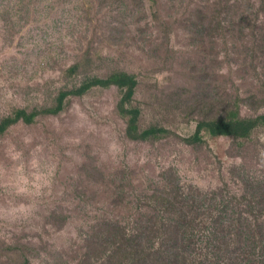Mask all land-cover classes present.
I'll use <instances>...</instances> for the list:
<instances>
[{
	"label": "rangeland",
	"instance_id": "374dc122",
	"mask_svg": "<svg viewBox=\"0 0 264 264\" xmlns=\"http://www.w3.org/2000/svg\"><path fill=\"white\" fill-rule=\"evenodd\" d=\"M76 1L40 0L35 4L45 16L40 23L31 15L22 18L25 10L14 9L11 20L8 11L0 12V120L18 108L50 107L57 92L124 69L139 81L134 105L142 110V128L163 127L171 134L155 146L138 145L146 157L157 160L159 171L149 177L153 187L161 186L171 198L176 193L198 195V189L215 193L223 185L236 192L239 183L260 182L264 150L257 146H264V133H256L246 143L205 133L206 144L200 149L184 141L201 121L217 120L226 110L237 108L242 117L264 113V95L251 96L264 85H243L238 80L229 84L231 77L235 79L236 54L243 40L238 31L226 25L189 29L187 18L205 0H177L170 15L173 27L167 54L153 51L162 44L155 34L152 42L138 40L123 48L118 39L95 34L87 25L91 34L84 40L91 44L89 50L86 44L85 55L83 43L74 38L75 25L80 24ZM209 1L203 7L206 23V15L224 8L216 0ZM7 5L12 4L0 0V9ZM240 8L238 0H229L223 11L230 14L220 18L228 23ZM77 62L80 66L71 71ZM120 97L116 87L93 88L73 99L59 116L41 117L31 126L19 124L0 135V237L10 246L28 241L38 246V237H43L55 257L42 255L34 264H65L72 259L71 248L78 243L60 248L75 236L78 223L70 201L78 192L101 189L97 179L82 173L95 177L92 168L100 148L111 141H127L124 119L116 107ZM167 164L176 166L180 175L160 172ZM54 211H65L72 217L70 224L55 227L50 217ZM248 240H234L229 253L235 254L227 258L229 264H256L264 259V239Z\"/></svg>",
	"mask_w": 264,
	"mask_h": 264
},
{
	"label": "trees",
	"instance_id": "16d2710c",
	"mask_svg": "<svg viewBox=\"0 0 264 264\" xmlns=\"http://www.w3.org/2000/svg\"><path fill=\"white\" fill-rule=\"evenodd\" d=\"M39 1L19 0L13 3L7 0L12 5L0 9V12L8 11V20H11L14 9L25 10L22 18L31 15L40 23L45 16L35 5ZM216 1L228 9L229 0ZM176 2L77 0L76 16L80 24H74V38L83 43L86 55V44L88 50L91 44V41L85 43L84 40V36L91 34L86 31L87 25L95 34L109 36L112 41L118 39V46L123 48L136 44L138 40L152 42L155 34L162 44L153 51L167 54V42L173 27L170 15ZM209 2L205 0L195 7L196 12L194 9L191 11L187 18L189 29L203 25L206 30H213L216 25H226L228 30L238 31L237 36L243 40L236 54L235 79L231 77L229 84L238 80L243 85H264V0H238L241 8L236 10V18L228 23L220 18L230 14L223 11L224 8L216 10L213 15H206L209 22H205L203 7H207ZM210 8H213L212 4ZM90 56L93 58L92 53ZM79 66L80 62H77L70 70L75 71ZM138 85L137 76L124 69L106 79L88 78L78 88L57 92L50 107L15 109L0 120V135H6L19 124L31 126L41 117L59 116L73 99L93 88L116 87L121 92L116 107L124 119L127 141H111L100 148L96 157L98 162L93 163L92 168L95 177L82 173L84 177L97 179L101 189L91 193L78 192L70 201L72 217H77L78 223L75 236L67 239L62 244L64 247L60 248L64 249L68 242L72 246L78 245L71 248L72 259L65 264H229L227 258L235 254L233 251L229 253L236 243L234 240L248 243L252 237L264 239V177H260L257 184L239 183L236 192L223 185L215 193L198 189V195L176 193L171 198L170 193L160 189L161 186L153 187L149 177L159 171L157 160L146 157L138 145L155 146L171 134L163 127L142 128V110L134 105ZM256 89L259 90L251 93L252 98L257 94L264 95V89ZM259 132L264 133V113L242 117L239 110L233 108L226 110V115L217 120L201 121L195 133L184 141L187 146L200 149L206 144L205 133L213 138L246 143ZM244 145L240 143L239 146ZM257 147L264 150V146ZM166 166L167 169L160 167V172L174 177L180 175L176 166ZM50 217L58 228L70 224L72 218L65 211L60 214L54 211ZM38 242V246L31 245L29 241L20 246H10L6 238L0 237V264H34L42 255L55 257L50 250L51 245L43 237L39 236ZM256 264H264V259Z\"/></svg>",
	"mask_w": 264,
	"mask_h": 264
}]
</instances>
